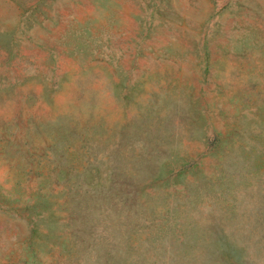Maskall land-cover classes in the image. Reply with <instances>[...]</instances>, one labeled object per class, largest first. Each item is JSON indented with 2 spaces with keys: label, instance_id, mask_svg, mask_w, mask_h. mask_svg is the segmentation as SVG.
<instances>
[{
  "label": "rangeland",
  "instance_id": "374dc122",
  "mask_svg": "<svg viewBox=\"0 0 264 264\" xmlns=\"http://www.w3.org/2000/svg\"><path fill=\"white\" fill-rule=\"evenodd\" d=\"M0 264H264V0H0Z\"/></svg>",
  "mask_w": 264,
  "mask_h": 264
}]
</instances>
